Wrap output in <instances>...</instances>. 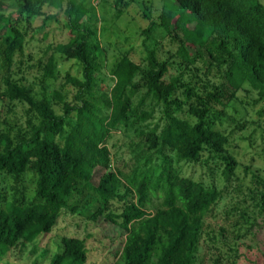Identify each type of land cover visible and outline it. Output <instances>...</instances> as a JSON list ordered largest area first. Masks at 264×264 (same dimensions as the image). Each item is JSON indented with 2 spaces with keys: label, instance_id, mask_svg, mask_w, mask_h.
<instances>
[{
  "label": "trees",
  "instance_id": "trees-1",
  "mask_svg": "<svg viewBox=\"0 0 264 264\" xmlns=\"http://www.w3.org/2000/svg\"><path fill=\"white\" fill-rule=\"evenodd\" d=\"M174 1V9L161 13L158 24L170 34L183 33L176 71L201 58L210 65L215 62L224 69L212 88L186 81L183 71L171 73L172 64L160 61L151 50L145 67L127 53L118 58L110 68L115 79L111 90L100 92L96 80L106 64V53L96 29L83 22L90 13L84 0H0L2 9L17 3V23L24 19L30 24L32 18L44 16L42 24L46 25L58 18L53 10L62 11L67 40L52 43L49 49L76 60L80 71V76H65L66 86L73 91L71 100L63 90L55 91L50 100L36 98L33 89L12 74L16 55L24 54L29 28H21L12 15H0L6 28L0 58L7 69L0 84V101L26 104L29 123L24 131L0 130V186L8 177L20 181L27 170L36 177L30 199L21 194L6 201V195L0 194V261L18 244L35 243L50 234L69 198L86 189L100 202L93 218L105 215L126 232L124 248L114 264H196L205 219L222 191L182 175L174 164L198 162L208 152L224 159V173H233L236 161L227 149L229 136L214 123L246 82L264 96V3ZM127 4V0L115 1L117 15ZM153 26L155 22L145 31ZM56 60L51 54L41 63L43 80L58 79ZM138 75L146 92L136 102L141 87L135 81ZM149 98L161 109L162 122L142 133L145 147L138 161L148 152L146 162L122 176L113 166L108 141L121 126L146 123L154 117V110L143 109ZM56 106L61 107V114ZM155 159L161 160L158 166H154ZM99 167L104 172L96 185L92 180ZM259 183L263 212L264 179ZM160 190L162 203L150 213L151 193ZM115 202L120 203L118 213L112 209ZM61 242L48 264L87 263L84 239L66 236Z\"/></svg>",
  "mask_w": 264,
  "mask_h": 264
},
{
  "label": "rangeland",
  "instance_id": "rangeland-1",
  "mask_svg": "<svg viewBox=\"0 0 264 264\" xmlns=\"http://www.w3.org/2000/svg\"><path fill=\"white\" fill-rule=\"evenodd\" d=\"M84 1L90 13L83 22L96 29L106 53V64L100 67L96 90H111L115 79L110 74V68L122 55L129 54L145 67L151 50H155L160 61L172 64L171 73L183 71L186 81L202 88L204 85L212 88V84L218 83L224 67L218 68L215 62L210 65L202 58L197 64L176 71L183 33L175 31L170 34L168 29L158 24L161 13L174 9V0H127L128 4L121 7L118 15L113 6L116 0ZM261 1L264 3V0ZM18 11L17 3H14L5 9L0 8V15H12L17 23ZM53 12L58 13L57 20L48 21L46 25L42 24L44 16L32 18L30 24L24 19L17 23L21 28L28 26L29 29L24 54L16 55L12 74L16 80L31 87L38 99L50 100L55 91L63 90L67 100H71L73 91L66 86L65 76L67 73L80 76L79 65L76 60L66 59L49 49L52 43L65 42L68 36L64 27V13ZM153 22V29L146 32ZM5 29L4 23L0 22V47ZM190 50L193 51L192 48ZM51 54L57 59L59 76L56 80H43L41 63H45ZM6 70L0 58V84ZM135 81L141 85L137 102L146 89L142 86L141 75ZM3 88L4 85L1 86ZM27 108L21 102L0 101V130H26L29 124ZM143 109L154 110V117L146 123L121 126L112 132L108 141L113 166L122 171V176L131 174L146 162L148 152L138 161L145 147L142 133H146L149 126L162 122L161 109L151 103L150 98ZM56 110L62 113L60 106H56ZM181 115L189 118L187 113ZM214 126L229 136L227 149L236 161L233 173H224L227 165L224 159L213 157L208 152L198 162L174 164L182 175L216 185L222 191V197L205 219V234L199 245L196 264H264V211L259 196L262 190L259 182L264 179V96H261L260 90L246 82L226 108L225 114L216 119ZM160 163L161 160L155 159L154 166ZM103 172L101 167L96 169L93 184H98ZM35 185L34 173L27 170L20 181L8 177L0 186V194L6 195V201L21 197V194L30 199L34 196ZM161 203L162 191L151 193L147 210L153 213ZM99 207L98 196L93 191L83 189L80 194L69 198L50 234L40 236L35 243L18 244L3 257L0 264H48L66 236L85 240L88 251L86 264H114L124 248L126 232L107 220L105 215L94 219L93 215ZM112 209L120 212V203L115 202Z\"/></svg>",
  "mask_w": 264,
  "mask_h": 264
}]
</instances>
